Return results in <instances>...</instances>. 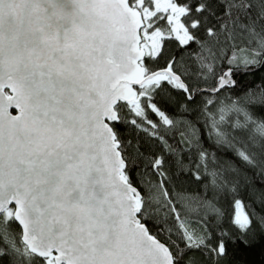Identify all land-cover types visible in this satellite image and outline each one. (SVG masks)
Returning a JSON list of instances; mask_svg holds the SVG:
<instances>
[{
  "label": "snow or ice",
  "instance_id": "1",
  "mask_svg": "<svg viewBox=\"0 0 264 264\" xmlns=\"http://www.w3.org/2000/svg\"><path fill=\"white\" fill-rule=\"evenodd\" d=\"M170 44L197 45L196 80L214 86L193 87ZM260 67L264 0H0V264H183L186 251L218 264L227 233L213 244L210 231L190 228L180 201H194L206 221L224 215L217 198L236 193L228 174L237 170L217 164L205 134L264 175V116L253 111L264 107V81L217 99L237 86V72ZM166 88L189 101L212 97L203 129L183 122L179 142L196 154L193 176L199 181L203 169L208 178L203 196L170 190L163 155L148 157L133 179L143 154L125 140L128 127L160 140L185 167V149L159 132L181 123L160 107ZM231 207L233 226L247 236L254 214L239 198Z\"/></svg>",
  "mask_w": 264,
  "mask_h": 264
},
{
  "label": "trees",
  "instance_id": "2",
  "mask_svg": "<svg viewBox=\"0 0 264 264\" xmlns=\"http://www.w3.org/2000/svg\"><path fill=\"white\" fill-rule=\"evenodd\" d=\"M237 47H244L246 41L244 39H238L236 42ZM170 56H175L178 67L181 71L187 70L191 75L188 82L195 88L213 87V83L205 85L202 81H197L195 77V64L190 54L196 50L197 45H192L191 48L180 50L175 44H170ZM226 54L231 56V50H226ZM163 63V60H161ZM227 67V61H223L217 68L219 73L221 70ZM237 86L231 91L225 89L219 94L220 98L226 96H241L244 91L264 81V67H260L250 73L243 71L237 72L235 75ZM163 101L160 107L167 113V115L177 121H181L175 128L164 125L159 129L160 135L164 136L168 145L176 148L181 140L180 133L185 131V121L196 124L197 127L203 129L204 116L203 106L206 99H210L208 93H198L192 100H187L185 95L180 91H174L166 88L161 93ZM228 102V101H226ZM209 111H215V107L209 106ZM253 111L257 116H264V107L254 106ZM150 119L153 121H159V117L151 115ZM231 131V129H229ZM123 135L126 141H131L132 146L139 145V150L143 154L138 168L132 170L133 179L139 181L140 177L138 173L144 170L145 164L148 162L147 158L154 155H163L166 164V169H170V175L173 176L170 184V190L178 193L182 196H196L197 194H205V185L208 183V178L203 175V169H201L202 178L198 181L193 176L195 169V153L187 150L186 145H179V147L185 150L181 152L180 158L183 160L185 167L183 170L175 165L176 156L170 151L166 150L164 144L156 139L149 137L143 131L128 127L124 129ZM238 140L244 141L246 139L245 134L240 132L233 133ZM203 147L210 153L215 154L218 165H231L235 168L236 172H230L228 179L236 185V193H229L226 197L220 196L216 200V206L222 209L224 215L217 217L213 214H209L208 219L204 220V211L197 209L194 201L181 200L180 204L187 205L186 208L182 207V211L185 212L189 226L197 233L207 235V232L212 233V243L215 244L217 239L221 238L220 233L226 232L227 236L223 237L227 246V255L218 259V264H264V226H262L260 220L264 217V175L260 174L259 169H250L239 161L235 152L226 147H219L213 143V141L207 138V135L203 137L201 141ZM240 146L239 144L237 145ZM210 163L209 167H213ZM147 179H155V177H147ZM210 196V193H209ZM234 198H239L243 203L249 205L245 209L248 213H253L252 217V231L247 236H241L240 232L232 224V207L231 202ZM163 215V212L161 213ZM151 226V225H150ZM171 227V222L169 223ZM207 228V231H206ZM10 229L13 232H18L17 225H10ZM155 231V228H153ZM172 239L176 240V236L173 235ZM247 240V243L241 241ZM180 247L183 249V244L177 240ZM183 264H188L189 260H193L195 264H212V261L199 251H186L183 256ZM4 264H8L7 258L4 260Z\"/></svg>",
  "mask_w": 264,
  "mask_h": 264
},
{
  "label": "rangeland",
  "instance_id": "3",
  "mask_svg": "<svg viewBox=\"0 0 264 264\" xmlns=\"http://www.w3.org/2000/svg\"><path fill=\"white\" fill-rule=\"evenodd\" d=\"M237 55H239V56H243V55H244V53H237Z\"/></svg>",
  "mask_w": 264,
  "mask_h": 264
}]
</instances>
